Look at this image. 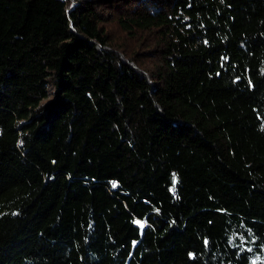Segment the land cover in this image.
<instances>
[{
  "label": "trees",
  "instance_id": "1",
  "mask_svg": "<svg viewBox=\"0 0 264 264\" xmlns=\"http://www.w3.org/2000/svg\"><path fill=\"white\" fill-rule=\"evenodd\" d=\"M0 264H264V0H0Z\"/></svg>",
  "mask_w": 264,
  "mask_h": 264
},
{
  "label": "rangeland",
  "instance_id": "2",
  "mask_svg": "<svg viewBox=\"0 0 264 264\" xmlns=\"http://www.w3.org/2000/svg\"><path fill=\"white\" fill-rule=\"evenodd\" d=\"M109 28L112 31V38L114 42L120 47L124 46V43L129 46L135 45L136 40L133 39L129 33L123 31L117 23L114 22L109 25Z\"/></svg>",
  "mask_w": 264,
  "mask_h": 264
},
{
  "label": "snow or ice",
  "instance_id": "3",
  "mask_svg": "<svg viewBox=\"0 0 264 264\" xmlns=\"http://www.w3.org/2000/svg\"><path fill=\"white\" fill-rule=\"evenodd\" d=\"M115 186V185H114ZM137 223H140V221H137Z\"/></svg>",
  "mask_w": 264,
  "mask_h": 264
}]
</instances>
